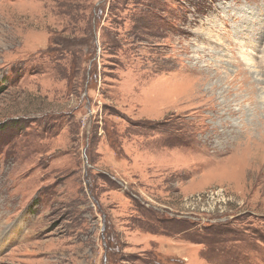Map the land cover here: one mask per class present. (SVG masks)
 <instances>
[{"label": "rangeland", "instance_id": "rangeland-1", "mask_svg": "<svg viewBox=\"0 0 264 264\" xmlns=\"http://www.w3.org/2000/svg\"><path fill=\"white\" fill-rule=\"evenodd\" d=\"M158 262L264 264V0H0V264Z\"/></svg>", "mask_w": 264, "mask_h": 264}, {"label": "bare ground", "instance_id": "bare-ground-1", "mask_svg": "<svg viewBox=\"0 0 264 264\" xmlns=\"http://www.w3.org/2000/svg\"><path fill=\"white\" fill-rule=\"evenodd\" d=\"M240 71H243V73L242 74L237 73L236 76H234L233 79L230 80V83H231L230 90H232V88L234 86H236L237 84H238V89H244L245 88L246 90H249V89L252 90L251 89V81H250V78L247 76V71L245 69H243V70L241 69ZM238 75H239V77H238ZM234 91H236V90H234ZM236 95L238 96V92L236 93ZM248 98H250L249 95H248ZM234 165H236V167H235L236 168V174L235 175H237L239 173V170L237 168L242 167V166H241L240 162H235ZM232 173L234 174L235 172L232 171Z\"/></svg>", "mask_w": 264, "mask_h": 264}, {"label": "trees", "instance_id": "trees-1", "mask_svg": "<svg viewBox=\"0 0 264 264\" xmlns=\"http://www.w3.org/2000/svg\"><path fill=\"white\" fill-rule=\"evenodd\" d=\"M170 260L173 261V262H178V259H176V258H175V259L172 258V259H170ZM161 263H162V262H161ZM158 264H160V263L158 262ZM163 264H164V263H163Z\"/></svg>", "mask_w": 264, "mask_h": 264}, {"label": "crops", "instance_id": "crops-1", "mask_svg": "<svg viewBox=\"0 0 264 264\" xmlns=\"http://www.w3.org/2000/svg\"><path fill=\"white\" fill-rule=\"evenodd\" d=\"M235 167H236V165H235ZM236 169V168H235Z\"/></svg>", "mask_w": 264, "mask_h": 264}]
</instances>
